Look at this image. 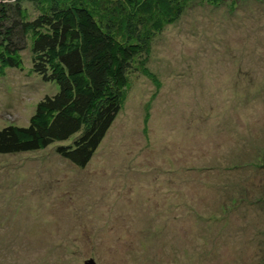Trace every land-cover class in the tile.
Masks as SVG:
<instances>
[{
	"label": "rangeland",
	"instance_id": "374dc122",
	"mask_svg": "<svg viewBox=\"0 0 264 264\" xmlns=\"http://www.w3.org/2000/svg\"><path fill=\"white\" fill-rule=\"evenodd\" d=\"M22 55L0 77V128L58 89ZM145 66L85 167L59 143L0 154V264H264V190L231 203L219 181L264 183L224 159L264 138V0H189Z\"/></svg>",
	"mask_w": 264,
	"mask_h": 264
},
{
	"label": "trees",
	"instance_id": "16d2710c",
	"mask_svg": "<svg viewBox=\"0 0 264 264\" xmlns=\"http://www.w3.org/2000/svg\"><path fill=\"white\" fill-rule=\"evenodd\" d=\"M188 1L0 0V77L8 69L25 68L22 52L28 49L29 72L58 87L38 101L28 125L0 128V154L59 143L58 155L85 167L116 119L134 77L148 72L145 65L154 39L180 18ZM263 148L264 138H259L248 151L250 157L244 154L236 160L239 153L229 151L224 159L235 164L234 170L257 172L264 169ZM245 171L220 177V183L240 193L236 200L229 197L231 203L245 202L254 190H264V183H254ZM254 199L264 203L263 196L254 194ZM158 240L147 239L150 245ZM144 255L149 260L145 264L155 263L154 257Z\"/></svg>",
	"mask_w": 264,
	"mask_h": 264
},
{
	"label": "water",
	"instance_id": "95a60500",
	"mask_svg": "<svg viewBox=\"0 0 264 264\" xmlns=\"http://www.w3.org/2000/svg\"><path fill=\"white\" fill-rule=\"evenodd\" d=\"M86 263H88V264H94V261H93V259H89L88 261H86Z\"/></svg>",
	"mask_w": 264,
	"mask_h": 264
}]
</instances>
